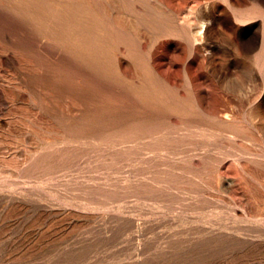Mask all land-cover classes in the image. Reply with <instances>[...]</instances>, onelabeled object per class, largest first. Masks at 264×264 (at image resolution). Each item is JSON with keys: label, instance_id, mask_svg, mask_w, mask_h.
<instances>
[{"label": "rangeland", "instance_id": "rangeland-1", "mask_svg": "<svg viewBox=\"0 0 264 264\" xmlns=\"http://www.w3.org/2000/svg\"><path fill=\"white\" fill-rule=\"evenodd\" d=\"M77 1L0 23V264H264V0Z\"/></svg>", "mask_w": 264, "mask_h": 264}, {"label": "bare ground", "instance_id": "bare-ground-1", "mask_svg": "<svg viewBox=\"0 0 264 264\" xmlns=\"http://www.w3.org/2000/svg\"><path fill=\"white\" fill-rule=\"evenodd\" d=\"M78 9H79V3L77 0H0V23L5 21V20H8V21L12 20L13 21L16 18H19L22 20V22L30 23L31 25L36 27L38 30L41 29L42 32H44L45 34H47L51 37L58 38L59 40H64L66 35H67L66 33H67L68 28L71 25H74L76 23L77 12H78L77 10ZM46 16H51L54 18L55 26L46 27L44 25V20H45ZM203 27H204V24L202 23V26L200 29L202 30ZM10 29H12V27ZM6 31L7 30L5 29V31H3V32H5L7 35L8 31L7 32ZM3 35H4V33H3ZM3 35H2V37H3ZM13 35H15V34H13ZM4 37H6V36H4ZM17 45H18V43H17ZM23 45H22V48H23ZM19 51H20V49H19ZM84 53H90V52L85 51ZM90 55L93 56V57H89L90 60H92V59L96 60V57H95L96 55H94V54H90ZM101 60H103V59H101ZM104 60H106V59H104ZM251 193H253V192H251ZM258 201H259V199H258Z\"/></svg>", "mask_w": 264, "mask_h": 264}]
</instances>
